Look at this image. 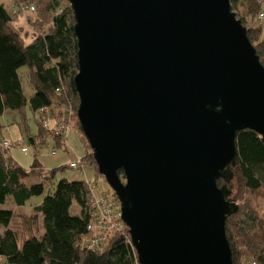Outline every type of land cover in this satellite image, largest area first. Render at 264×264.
Returning a JSON list of instances; mask_svg holds the SVG:
<instances>
[{
    "label": "water",
    "instance_id": "obj_1",
    "mask_svg": "<svg viewBox=\"0 0 264 264\" xmlns=\"http://www.w3.org/2000/svg\"><path fill=\"white\" fill-rule=\"evenodd\" d=\"M67 1L77 119L138 263L233 264L227 184L236 134L264 143V66L230 0Z\"/></svg>",
    "mask_w": 264,
    "mask_h": 264
},
{
    "label": "trees",
    "instance_id": "obj_2",
    "mask_svg": "<svg viewBox=\"0 0 264 264\" xmlns=\"http://www.w3.org/2000/svg\"><path fill=\"white\" fill-rule=\"evenodd\" d=\"M64 2L11 0L10 7L0 1V118L5 113L22 114L26 106L33 115L38 114L39 119H35L38 133L29 138L36 153L37 147L48 137L53 139L56 147L68 152L67 137L57 135L56 129L66 121L61 110L70 107L77 114L79 104L73 84L78 71L73 12L68 1ZM22 3L34 7V12L29 13L32 18L27 21L29 41H25L28 33L16 26L17 7ZM230 5L232 11L244 6L242 16L238 18L242 24L246 17L256 16L258 20L259 15L264 14V0H230ZM261 33L262 26L252 21L247 37L251 43H256V53L264 66ZM24 80L31 90L29 95L25 93ZM48 123H53L54 127L48 128ZM22 130L27 131L24 123ZM43 131L53 132V135L44 138ZM4 141H0V205L11 197L21 208L33 197L43 196L41 203L31 207L29 213L16 214L11 209H0V260L4 264H139L128 229L119 218L103 232L89 233L94 210L90 181L61 179L51 190L49 187L56 170L45 172L37 154L29 171L23 169L6 154L2 146ZM86 143L83 160L88 166L89 162H95ZM235 145L236 165L231 169L233 178L228 183V187L233 180L237 183L239 193L234 200L243 199L247 193H261L264 198V143L261 137L252 130L239 131ZM119 176L122 178L121 172ZM30 177L41 181L28 184ZM245 201L244 207H239L225 224L232 261L233 264H264V213L260 215L256 206ZM74 205L78 207L77 214L71 211ZM88 235L100 240L97 247L82 244Z\"/></svg>",
    "mask_w": 264,
    "mask_h": 264
},
{
    "label": "rangeland",
    "instance_id": "obj_3",
    "mask_svg": "<svg viewBox=\"0 0 264 264\" xmlns=\"http://www.w3.org/2000/svg\"><path fill=\"white\" fill-rule=\"evenodd\" d=\"M3 3H7L11 0H0ZM65 1V0H64ZM61 0V4H64L65 2ZM260 5H263L261 2H259ZM10 5V4H9ZM37 6V5H36ZM39 8V7H38ZM244 9V6L240 5L237 9H234V13L237 15V18H241L242 11ZM17 10H19V5L17 7ZM16 10V11H17ZM19 12V18L16 23V26L21 29V31L27 32L25 37V41H29L31 39L30 37V26L28 24V19L32 18L28 12ZM262 12V11H261ZM260 18V15H259ZM257 17H246V20L244 24H242L247 30L251 26L252 21L253 23L262 26V33H261V39L264 40V19L260 20ZM48 19H44L43 21H46ZM252 45L255 47L256 43H252ZM23 69L22 71H24ZM23 86L25 89V93L29 95L31 93V90L28 88L26 80L23 81ZM63 113V116L66 117L65 125L67 126L68 130L66 133V149L68 152H65L63 148L56 147L54 145L53 139L51 137L45 138L48 134L53 135V132H47L44 131V142L37 147V153L35 152L34 148L29 143L30 137H35L38 133L37 128V122L35 121L39 119V115L33 113L29 110V108L26 106L22 112L20 113H5L0 118V124L2 126V130L0 132V141L6 140L7 142L12 144V147L9 150L6 151V154L16 162L18 163L23 169L29 171L31 164L33 162L35 154H37V160L39 161L42 169L45 172H49L52 170H56V174L54 179L52 180V183L50 185V189L53 190L55 187V184L61 180V179H67L69 181H75V180H88L91 184V198L92 196H96V198H101L103 196L108 197L109 199H112V190L109 188L107 183L105 182L104 178L99 175L97 167L95 164H92L89 162L88 166L86 163H84L83 157H84V148L87 149V143L85 138L83 137L82 132L79 130L78 121L76 112L72 111V108L67 107L63 108L61 110ZM35 116V117H34ZM23 123L26 126L27 131L22 130ZM48 128H53V123H48ZM44 128V126H43ZM47 129V128H44ZM77 129V130H76ZM79 131V132H77ZM81 139V140H80ZM82 141V142H81ZM83 144V145H82ZM84 146V147H83ZM26 147L28 149L27 152H22L21 148ZM9 152V153H8ZM55 153V154H54ZM78 158H81V161L83 162L84 170H77V169H71L67 168V165L71 161H76ZM66 166V168H65ZM64 168V169H63ZM41 181V179H37L35 177H30L27 180L28 184H35L36 182ZM224 184V181L222 180L219 182L218 186H222ZM228 187V184H227ZM231 191L230 199L235 201L236 196L239 193V189L237 186V183L235 180L231 183L230 187H228ZM47 192V191H46ZM113 193V192H112ZM114 195V193H113ZM243 199L235 201V203L239 207H244V203L249 202L251 205L256 206L257 211L260 215L264 213V198L263 194L256 193V194H245L243 195ZM114 201H118L116 196H114ZM43 199V196L40 197H33L26 205L25 207L18 208L13 202L11 197H8L6 199V202L3 205H0V209H8L13 210L16 214H22V213H29L31 211V207L35 205H39ZM112 201V202H114ZM119 203V201H118ZM120 206V203H119ZM119 209V207H118ZM120 210V209H119ZM72 213L77 214L78 207L73 206ZM116 213H118V210H116ZM120 214V213H119ZM16 220H18V217H16ZM41 223V222H40ZM17 224V223H15ZM42 230V229H41ZM2 229L0 228V232ZM0 264H4L0 260Z\"/></svg>",
    "mask_w": 264,
    "mask_h": 264
},
{
    "label": "built area",
    "instance_id": "obj_4",
    "mask_svg": "<svg viewBox=\"0 0 264 264\" xmlns=\"http://www.w3.org/2000/svg\"><path fill=\"white\" fill-rule=\"evenodd\" d=\"M19 11L20 12H34V7L29 6L26 4H19ZM264 18V14H260V20ZM67 126L63 122L61 125L58 126L56 129L57 135H66L67 133ZM2 146L5 149H10L12 147V144L4 141L2 143ZM22 152H27L28 149L26 147L21 148ZM55 154V153H54ZM68 167L71 169H77V170H84L83 162L81 161V158H78L76 161H71L68 163ZM114 198L109 199L108 197H101L96 198V196H92L91 202L94 207L92 217L90 219V225L88 226V231L91 233L92 231H97L98 233L103 232L105 229L110 228L109 226H112V221L115 219H120V206L118 201H114ZM119 207V209H118ZM116 210H118V213H116ZM121 220V219H120ZM114 225V224H113ZM116 226V225H115ZM100 240L93 239L91 235H88L82 240V244H88L89 246L97 247Z\"/></svg>",
    "mask_w": 264,
    "mask_h": 264
},
{
    "label": "crops",
    "instance_id": "obj_5",
    "mask_svg": "<svg viewBox=\"0 0 264 264\" xmlns=\"http://www.w3.org/2000/svg\"><path fill=\"white\" fill-rule=\"evenodd\" d=\"M9 4H10V7H11V5H12V4H11V1L8 2V5H9Z\"/></svg>",
    "mask_w": 264,
    "mask_h": 264
}]
</instances>
